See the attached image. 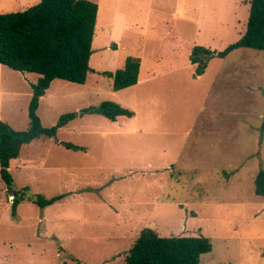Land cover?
<instances>
[{
    "label": "rangeland",
    "instance_id": "rangeland-1",
    "mask_svg": "<svg viewBox=\"0 0 264 264\" xmlns=\"http://www.w3.org/2000/svg\"><path fill=\"white\" fill-rule=\"evenodd\" d=\"M98 5L84 84L55 79L39 101L44 127L78 116L22 146L9 164L13 190L64 197L40 208L0 177V264H124L144 228L199 236L200 264H264V51L239 48L190 63L193 46L222 51L244 33L249 0H91ZM39 0H0V14ZM141 60L137 85L113 91L103 72ZM140 75V79H141ZM36 74L0 65V119L29 125ZM105 100L133 112L111 121L82 110ZM83 146L73 151L62 145Z\"/></svg>",
    "mask_w": 264,
    "mask_h": 264
},
{
    "label": "trees",
    "instance_id": "trees-1",
    "mask_svg": "<svg viewBox=\"0 0 264 264\" xmlns=\"http://www.w3.org/2000/svg\"><path fill=\"white\" fill-rule=\"evenodd\" d=\"M97 11V3L91 0H39L22 11L0 14V65L38 75L36 82L31 84L27 129L15 130L0 119V177L6 184L8 195L13 197V215L24 200L45 208L64 197L61 194L50 198L30 194L27 186L13 190V178L8 169L10 161L19 156L23 145L41 137H55L59 128L78 116L77 112H68L61 115L55 125L44 127L37 109L53 80L76 84L86 82L91 72L89 59ZM239 48L264 51V0H249L244 33L222 51L204 46L192 47L189 60L196 66L194 74L202 75L210 59L224 58ZM139 69L140 58L128 56L122 68L102 74L111 78L113 91H118L137 83ZM84 113L101 115L111 121L119 116L133 115L129 109L110 100L85 108L82 110ZM62 145L73 151L86 150L69 142ZM254 192L264 197L263 168L255 176ZM211 249L210 240L203 235L162 237L155 230L144 228L128 250L124 264H200L201 255Z\"/></svg>",
    "mask_w": 264,
    "mask_h": 264
},
{
    "label": "crops",
    "instance_id": "crops-1",
    "mask_svg": "<svg viewBox=\"0 0 264 264\" xmlns=\"http://www.w3.org/2000/svg\"><path fill=\"white\" fill-rule=\"evenodd\" d=\"M96 22H97V19H96ZM141 70H142V68H141V60H140V69H139V74H138V80H137V83L135 84V85H137V84H140L139 82L142 80H145L146 81V76L147 75H145V74H143V75H141ZM140 75H141V79H140ZM37 78H38V76H37ZM37 80V79H36ZM36 82V81H35ZM35 82H33V83H35Z\"/></svg>",
    "mask_w": 264,
    "mask_h": 264
},
{
    "label": "water",
    "instance_id": "water-1",
    "mask_svg": "<svg viewBox=\"0 0 264 264\" xmlns=\"http://www.w3.org/2000/svg\"><path fill=\"white\" fill-rule=\"evenodd\" d=\"M13 198V197H12Z\"/></svg>",
    "mask_w": 264,
    "mask_h": 264
}]
</instances>
